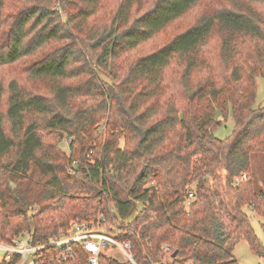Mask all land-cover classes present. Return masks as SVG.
Segmentation results:
<instances>
[{
  "label": "trees",
  "instance_id": "obj_1",
  "mask_svg": "<svg viewBox=\"0 0 264 264\" xmlns=\"http://www.w3.org/2000/svg\"><path fill=\"white\" fill-rule=\"evenodd\" d=\"M4 69L1 241L87 221L130 241L139 264H240L242 241L264 257L245 209L264 217V167L260 182L252 166L264 157V0H0ZM230 112L232 134L217 137ZM59 251L37 264H88L78 243ZM113 251L100 264H132Z\"/></svg>",
  "mask_w": 264,
  "mask_h": 264
},
{
  "label": "built area",
  "instance_id": "obj_2",
  "mask_svg": "<svg viewBox=\"0 0 264 264\" xmlns=\"http://www.w3.org/2000/svg\"><path fill=\"white\" fill-rule=\"evenodd\" d=\"M190 197H193L192 193H190ZM74 243L82 245L88 251V264H100L99 257L104 247L116 248L132 264H139L132 253L130 241H119L109 227L103 226L101 223L87 221L74 222L68 233L54 235L46 242H35L31 230H25L10 243L0 240V249L3 250L0 262L14 261L12 264H37L43 257L40 251L49 247H57L60 250L57 258L65 259L72 254ZM169 260L170 258L164 257L153 264H169Z\"/></svg>",
  "mask_w": 264,
  "mask_h": 264
},
{
  "label": "rangeland",
  "instance_id": "obj_3",
  "mask_svg": "<svg viewBox=\"0 0 264 264\" xmlns=\"http://www.w3.org/2000/svg\"><path fill=\"white\" fill-rule=\"evenodd\" d=\"M203 9H204V4H201L197 6L196 8H194L188 15H186V17L183 20L179 22L180 27H183V25H185L186 23H189L193 21L194 19H196ZM159 39H161V37L144 44L138 50L139 53L153 49L156 46V44L161 41ZM13 74L14 73L10 69L0 70V79L1 80H7L9 78L11 79ZM256 81H257V96H256V101H255V107H261L264 105V76H257ZM234 126H235L234 118H233L232 113L230 112V114L227 117V120H225V122H223V124L214 131V134L217 137H220L223 139L227 138L232 134ZM61 147L67 153H69L67 138L62 140ZM252 166H253L254 175L261 182L262 170L264 167V157L259 154L254 155L253 160H252ZM245 209L248 212V214L251 216L252 225L264 244V217L257 214L255 211H253L249 207H246ZM112 253L116 254V256H119L120 254V253L118 254L115 251H113ZM234 253L237 256L240 264H264V257L253 253L248 243L245 241L239 242L235 245ZM2 256H3V250L0 249V258ZM187 264H193V262L188 261Z\"/></svg>",
  "mask_w": 264,
  "mask_h": 264
},
{
  "label": "water",
  "instance_id": "obj_4",
  "mask_svg": "<svg viewBox=\"0 0 264 264\" xmlns=\"http://www.w3.org/2000/svg\"><path fill=\"white\" fill-rule=\"evenodd\" d=\"M177 253H178V251H175V252H174V254H173V256H176V255H177Z\"/></svg>",
  "mask_w": 264,
  "mask_h": 264
}]
</instances>
